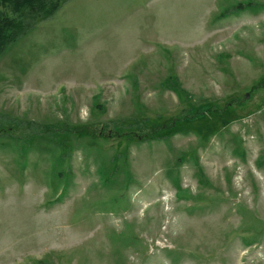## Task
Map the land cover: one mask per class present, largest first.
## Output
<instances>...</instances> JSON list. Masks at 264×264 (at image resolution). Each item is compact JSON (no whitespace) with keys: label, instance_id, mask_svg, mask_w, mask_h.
<instances>
[{"label":"rangeland","instance_id":"1","mask_svg":"<svg viewBox=\"0 0 264 264\" xmlns=\"http://www.w3.org/2000/svg\"><path fill=\"white\" fill-rule=\"evenodd\" d=\"M1 128L0 264H264V0H67L0 55Z\"/></svg>","mask_w":264,"mask_h":264},{"label":"trees","instance_id":"2","mask_svg":"<svg viewBox=\"0 0 264 264\" xmlns=\"http://www.w3.org/2000/svg\"><path fill=\"white\" fill-rule=\"evenodd\" d=\"M66 1L67 0H0V55L4 53L11 44L15 43L19 38L33 29L40 21L42 22L54 17ZM245 5V2H240L235 7L242 8L245 7ZM251 5L252 4L249 2V6ZM251 7H253V5ZM169 85L174 86L172 80L169 81ZM218 111V108H213V112L217 113ZM222 113L223 112H221V114ZM178 121L179 119L177 117H173L171 118V122L164 127L157 122L152 124L150 129H147L144 124L136 120L133 124V127L136 128L134 131L115 130V134L113 135H124L127 138H134L140 141L154 140L161 138L163 136L161 131L175 125ZM37 125L38 123L33 121L27 122V127L32 129L33 132L36 131ZM74 131L88 136H100L103 134L102 130L100 133L96 132L89 125L78 126ZM0 133L5 135L12 132L8 128H1Z\"/></svg>","mask_w":264,"mask_h":264}]
</instances>
